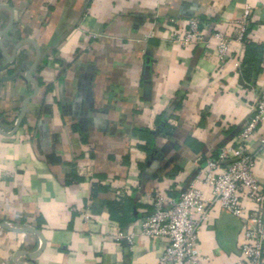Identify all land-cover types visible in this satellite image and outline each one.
I'll return each mask as SVG.
<instances>
[{
	"label": "crops",
	"instance_id": "crops-1",
	"mask_svg": "<svg viewBox=\"0 0 264 264\" xmlns=\"http://www.w3.org/2000/svg\"><path fill=\"white\" fill-rule=\"evenodd\" d=\"M192 16L229 35L225 58L171 39ZM262 85L264 0H0V264H157L169 239L139 232L149 194L184 190ZM261 138L264 122L249 138L264 187ZM242 226L215 205L204 262L236 264Z\"/></svg>",
	"mask_w": 264,
	"mask_h": 264
},
{
	"label": "built area",
	"instance_id": "built-area-1",
	"mask_svg": "<svg viewBox=\"0 0 264 264\" xmlns=\"http://www.w3.org/2000/svg\"><path fill=\"white\" fill-rule=\"evenodd\" d=\"M251 7L246 5L237 20V40L243 41L249 25ZM171 39L185 46L213 41L220 59L229 50V35L217 29L205 30L199 17L188 18L185 29H175ZM253 110L247 122L229 141L219 145L203 166L175 196L159 190L149 194L152 211L140 225V233L150 237H167L157 264H211L204 262L199 243V229L218 205L242 220L243 242L236 264H264V187L254 173L255 157L249 138L264 122V85L251 88ZM264 143V138H261ZM248 199L252 205L245 204ZM136 232L118 233L132 247Z\"/></svg>",
	"mask_w": 264,
	"mask_h": 264
},
{
	"label": "water",
	"instance_id": "water-1",
	"mask_svg": "<svg viewBox=\"0 0 264 264\" xmlns=\"http://www.w3.org/2000/svg\"><path fill=\"white\" fill-rule=\"evenodd\" d=\"M38 56H39V54H38ZM36 63H37V61L33 64L32 68L36 65ZM32 68H30V69L26 72V76H27V77H28V78L34 83V85H35V92H36V90H37V88H38V81L35 80L33 77L30 76V71H31ZM35 92H34V93H35ZM34 93H32L31 95H29V96L25 99V102H24V104H23V106H22V108H21V111H20L19 121H18V123H17L15 129H17V127L19 126L20 120H21V118H22V116H23V112H24V110H25L26 102L29 100V98H31V97L33 96ZM15 129H14V130H15ZM0 224H2V225H4V226H7V227H11V226H9L7 223H5V222H0ZM14 229H17V228H14ZM17 230H29V231H36V232H38V230H37L36 228H34V227H30V226L22 227V228L17 229ZM42 241H43V240H42Z\"/></svg>",
	"mask_w": 264,
	"mask_h": 264
}]
</instances>
